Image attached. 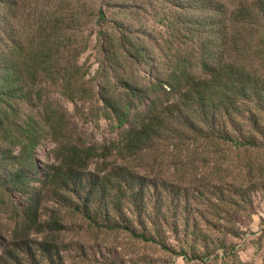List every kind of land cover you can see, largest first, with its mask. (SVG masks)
I'll list each match as a JSON object with an SVG mask.
<instances>
[{"label":"trees","instance_id":"1","mask_svg":"<svg viewBox=\"0 0 264 264\" xmlns=\"http://www.w3.org/2000/svg\"><path fill=\"white\" fill-rule=\"evenodd\" d=\"M169 1L172 35L163 37L159 57L150 52L147 36L125 22L124 9L116 14L110 7L98 10L99 85L94 86L81 64L89 38L64 27L66 18L43 8L15 25L16 0H0V145L8 155L4 160L15 166L8 176H0V190L29 189L38 170L35 153L45 140L57 144V159L65 151L63 162L51 164L42 179L44 193L52 195L49 216L41 221L33 197L22 207V224L38 220L49 232L61 233L67 214L77 213L90 227L124 232L181 257L186 255L180 248L184 243L192 249L200 242L214 251L224 247L226 236L236 237V225L219 218L204 221L210 228L217 221L230 225L226 234L195 228L188 233L195 220L182 214L187 205L169 200L172 176L150 178L148 173L162 154L174 158L184 153L189 164L206 152L217 153L235 131L238 149L264 146L257 128V117L264 116V0ZM144 64L152 66L153 74L142 78L137 71ZM55 94L73 104L101 103L104 117L122 131L120 138L110 144L75 145L70 135L76 126L53 99ZM238 119L251 129L239 130ZM109 157L123 166L111 173L91 171L92 162ZM196 175L194 171L191 181L198 189ZM216 177L211 174L209 180ZM69 185L82 188L66 202L62 191ZM159 187L166 197L155 195ZM184 197L188 204V190ZM171 237L181 242L178 252L168 244ZM235 254L210 258L204 253L201 264H242Z\"/></svg>","mask_w":264,"mask_h":264},{"label":"rangeland","instance_id":"2","mask_svg":"<svg viewBox=\"0 0 264 264\" xmlns=\"http://www.w3.org/2000/svg\"><path fill=\"white\" fill-rule=\"evenodd\" d=\"M170 3L169 0H16L12 22L15 25L23 24L29 12L37 13L42 8L56 13L60 20L66 18L64 27H71L73 32L80 33L84 39L89 38V49L83 55L81 64L90 71L87 81H92L97 86L99 80L96 73L100 57L95 50V15L98 10L101 7L108 10L110 7L109 11L116 14L124 9L125 22L132 26V31L147 36L150 52L159 57L162 55L159 46L163 37L172 35ZM110 17L113 18L111 15ZM68 18L72 19L69 21ZM137 72L143 78L151 76L153 68L144 64ZM53 97L68 112L70 123L76 126V131L70 135V141L75 145L110 144L120 138L122 131L104 117L101 103L73 104L56 94ZM257 118V128H261L264 137V116L259 115ZM236 127L243 133L251 129L240 119L237 120ZM239 139L240 135L235 131L230 140L222 141L217 153L206 152L189 164V157L184 153L176 154L174 158L170 153L162 154L148 173L150 178L172 176L173 192L169 195V200L175 206L178 205V200L181 202L179 207L187 205L182 214L195 220L190 223L188 233L195 228L215 236L226 234L230 228L223 221L214 222L216 227L210 228L204 221L206 218L227 219L236 225V237L226 236L223 248L213 251L203 247L200 242L192 245V249L187 243L180 247L181 242L171 237L168 244L177 252L179 247L183 248L186 254L185 257L173 256L160 246L134 240L127 233H106L103 229L90 227L77 213L67 214V226L61 233L49 232L38 220L22 224V207L33 197L36 198L35 206L39 215L42 214L41 221L44 216H49L47 214L52 206V195L44 193L42 179L51 164L63 162L65 151L57 159V144L45 140L35 153V167L38 170L36 176L31 177L29 189L24 193L0 190V264H201V260H204L202 254L213 258L224 252L236 253V258L242 264H264V146L238 149L235 141L239 142ZM3 149L4 145H0V176L6 177L15 166L4 160L8 155L3 154ZM18 151L14 148L15 154ZM90 165L93 172L111 173L117 166H123V163L109 157ZM194 171L197 180L201 182L198 189H195L191 181ZM211 174H216V179L209 180ZM57 184L63 185V182L59 181ZM81 188L79 185L67 186L62 191L66 202L72 198L74 200L73 193ZM88 188L86 184L85 190L89 191ZM184 190H188V204L183 201ZM157 191L155 195L166 197L162 187ZM163 202L166 204L165 198ZM192 238L189 236V239ZM220 262L219 260L217 264Z\"/></svg>","mask_w":264,"mask_h":264}]
</instances>
